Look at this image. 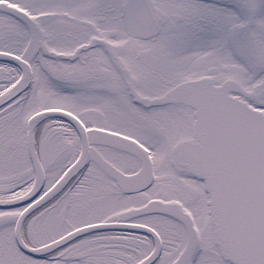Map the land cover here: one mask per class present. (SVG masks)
<instances>
[{
  "label": "snow or ice",
  "instance_id": "snow-or-ice-1",
  "mask_svg": "<svg viewBox=\"0 0 264 264\" xmlns=\"http://www.w3.org/2000/svg\"><path fill=\"white\" fill-rule=\"evenodd\" d=\"M0 264H264V0H0Z\"/></svg>",
  "mask_w": 264,
  "mask_h": 264
}]
</instances>
